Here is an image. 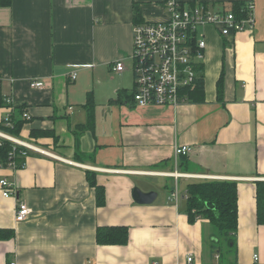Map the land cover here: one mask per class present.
Wrapping results in <instances>:
<instances>
[{
	"label": "crops",
	"instance_id": "0c3cea01",
	"mask_svg": "<svg viewBox=\"0 0 264 264\" xmlns=\"http://www.w3.org/2000/svg\"><path fill=\"white\" fill-rule=\"evenodd\" d=\"M177 1L213 10L251 1L254 26L227 37L203 27L202 99L144 107L129 97L133 3L143 21H159L168 17L160 0H11L0 6L1 94L31 117L20 140L54 155L32 152L23 167L0 169V179L30 208L16 222L15 199L0 188V264H184L187 256L190 264H264L255 198V181L264 180V0ZM119 59L125 68L114 72L110 65ZM30 79L44 87H30ZM88 100L93 125L76 134L88 121ZM11 108L0 107V121ZM31 129L52 130L57 140H30ZM183 145L190 152L175 156L174 147ZM86 170L104 187L102 206ZM174 172L237 182L234 252L223 248L216 259L210 221L190 222L185 199L168 200L175 184L185 194L187 184L202 180L175 179ZM143 177L170 185L162 184L160 194ZM134 187L154 191V200L136 203ZM98 226H126L128 242L98 244Z\"/></svg>",
	"mask_w": 264,
	"mask_h": 264
},
{
	"label": "built area",
	"instance_id": "2783aa9c",
	"mask_svg": "<svg viewBox=\"0 0 264 264\" xmlns=\"http://www.w3.org/2000/svg\"><path fill=\"white\" fill-rule=\"evenodd\" d=\"M165 6L168 17L159 21H143L132 26L130 68L133 75L132 100L138 106H176L187 100L186 90L193 87L198 75L197 66L202 64L206 41L201 29L205 26L217 28L222 37L250 30L254 26V5L251 1L241 9V15L235 14L231 9L213 10L202 3L183 4L177 0H160ZM111 70L120 72L125 68L122 60H116ZM71 79L75 74L70 75ZM2 75L0 72V87ZM32 88L44 87L39 79H30ZM4 97V96H3ZM7 104L11 100L4 97ZM23 117L29 118L24 111ZM9 124V112L4 116ZM6 139L24 149L20 151L23 157L29 152L54 156L52 153L37 145L15 138L0 131V140ZM189 146H175V156H185L190 152ZM24 162L21 163V167ZM18 169L16 163L10 159L6 165L0 163L1 168ZM175 179L178 177H193L200 179H214L204 174L170 173ZM2 196H12L15 199V220H25L30 214L27 204L18 198L13 184L6 178L0 179ZM177 184L171 189L168 200L177 203L180 198L185 199ZM218 259V256H214ZM254 261L258 256L254 255ZM191 256L186 257L184 264H190ZM14 264V263H11ZM157 264V263H155ZM178 264V263H176Z\"/></svg>",
	"mask_w": 264,
	"mask_h": 264
},
{
	"label": "trees",
	"instance_id": "16d2710c",
	"mask_svg": "<svg viewBox=\"0 0 264 264\" xmlns=\"http://www.w3.org/2000/svg\"><path fill=\"white\" fill-rule=\"evenodd\" d=\"M11 0H0V6H9ZM133 3V24L143 22L138 4ZM242 3L232 4L231 10L241 15ZM197 78L195 85L187 89L186 95L189 100H201L203 94L204 74L203 66L198 64ZM199 68V69H198ZM201 68V69H200ZM132 99V93L129 94ZM217 99H222V77L217 81ZM133 101V100H132ZM88 107V121L85 124L76 126V134L91 128L93 125V104L91 100L86 103ZM0 107L11 108L7 104L0 91ZM26 108L23 106L17 109L9 110V124L3 118L0 121V131L5 132L15 138L20 139V132L29 118L23 117V112ZM40 137H52L56 141V137L52 130L31 129L29 139L34 140ZM24 148L15 143L1 139L0 140V163L6 165L9 157L17 167L21 166L25 157L20 154ZM32 152H29L30 154ZM183 157V156H182ZM86 178L89 185L94 188L95 200L97 206H102L105 203L104 187L98 185L93 171L86 170ZM255 198H256V221L258 225L264 224V180L255 181ZM186 213L190 222L198 217L206 218L210 221L216 230V241H212V254L222 258L223 248L227 252L235 251V233L237 230V182L235 180H220V179H202L196 182H191L186 186L185 192ZM96 242L100 245H125L128 242V228L126 226H98L96 228Z\"/></svg>",
	"mask_w": 264,
	"mask_h": 264
},
{
	"label": "water",
	"instance_id": "95a60500",
	"mask_svg": "<svg viewBox=\"0 0 264 264\" xmlns=\"http://www.w3.org/2000/svg\"><path fill=\"white\" fill-rule=\"evenodd\" d=\"M156 196L154 191L143 192L138 187H134L132 190V198L136 203L148 204L151 203Z\"/></svg>",
	"mask_w": 264,
	"mask_h": 264
},
{
	"label": "rangeland",
	"instance_id": "374dc122",
	"mask_svg": "<svg viewBox=\"0 0 264 264\" xmlns=\"http://www.w3.org/2000/svg\"><path fill=\"white\" fill-rule=\"evenodd\" d=\"M141 179H143L144 184H149L150 187H152L155 192L157 191L160 194L166 190L165 187L162 186V184L170 185L169 179H164L160 177H143Z\"/></svg>",
	"mask_w": 264,
	"mask_h": 264
},
{
	"label": "bare ground",
	"instance_id": "6f19581e",
	"mask_svg": "<svg viewBox=\"0 0 264 264\" xmlns=\"http://www.w3.org/2000/svg\"><path fill=\"white\" fill-rule=\"evenodd\" d=\"M158 2V1H157ZM242 3V2H241ZM135 5H136V3H135ZM244 8V7H243ZM137 23V22H136ZM241 33V32H240ZM199 66V65H198ZM202 66H203V64H202ZM200 67H201V64H200ZM199 69V68H198ZM201 69V68H200ZM132 84H133V82H132ZM192 88V87H191ZM132 100V99H131ZM132 102V101H131Z\"/></svg>",
	"mask_w": 264,
	"mask_h": 264
}]
</instances>
